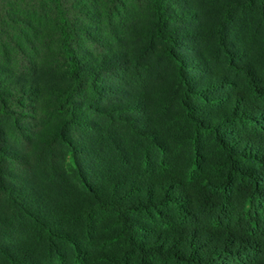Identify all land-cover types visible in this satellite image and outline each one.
<instances>
[{
  "label": "trees",
  "instance_id": "trees-1",
  "mask_svg": "<svg viewBox=\"0 0 264 264\" xmlns=\"http://www.w3.org/2000/svg\"><path fill=\"white\" fill-rule=\"evenodd\" d=\"M0 264H264V0H0Z\"/></svg>",
  "mask_w": 264,
  "mask_h": 264
},
{
  "label": "rangeland",
  "instance_id": "rangeland-1",
  "mask_svg": "<svg viewBox=\"0 0 264 264\" xmlns=\"http://www.w3.org/2000/svg\"><path fill=\"white\" fill-rule=\"evenodd\" d=\"M11 130V129H10Z\"/></svg>",
  "mask_w": 264,
  "mask_h": 264
}]
</instances>
